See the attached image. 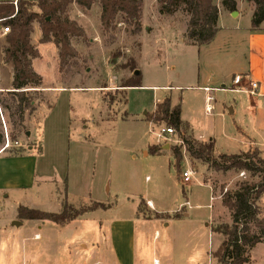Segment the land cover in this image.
<instances>
[{
    "label": "rangeland",
    "instance_id": "rangeland-1",
    "mask_svg": "<svg viewBox=\"0 0 264 264\" xmlns=\"http://www.w3.org/2000/svg\"><path fill=\"white\" fill-rule=\"evenodd\" d=\"M180 13L161 14L157 0H143L139 32L122 22L104 31L98 2L89 9L72 4L68 16L82 27L84 36L71 37L76 56L61 69L55 44L40 43L41 31L39 37L37 29L32 31L31 42L39 56L31 65L42 82L39 88H28L35 90L34 109L25 113L22 131L13 128L7 110L0 107L4 135L0 149L5 134L9 141V147L0 152V177L26 186L37 162V181L43 193L6 190L9 197H0V264H109L105 261L107 249L116 259L119 253L128 260L135 255L133 264H152L154 258L163 264V252H172L177 264H220L214 252L222 236L213 228L231 223L222 198L242 182L260 181L262 173L214 172L209 167L206 171V164L194 161L185 150L181 137L189 138V133L176 131L170 140L158 137L149 132L151 126L157 130L169 125L148 122L145 115L169 96L171 105H179L182 117L191 122L195 136L215 139L216 153L236 154L251 144L264 158V131L254 125L249 98L240 92L224 89L215 93L213 109L206 112L199 85L211 75L216 80L229 70L223 63L208 61L209 49L200 50L185 41L184 30L179 28L185 19ZM34 25L40 30L38 23ZM5 45L0 29L2 97L8 96L6 91L11 88L12 65L3 60ZM234 47L240 49L237 43ZM234 50L229 49L228 55ZM131 60L140 72V87L120 86L135 76L126 65L132 64ZM87 87L97 89H84ZM226 105L236 106V112L229 114ZM151 146L158 147L157 153L145 156L142 151ZM177 146L182 155L180 172L173 157ZM257 148L246 152L252 154ZM31 152L36 156L26 157ZM187 168L194 169V174L184 183L181 173ZM205 183L213 188L215 200H210ZM148 198L155 202L156 210L163 211V219H171L168 227L156 218L127 221L136 204L142 217L154 216V211L147 209ZM187 200L191 209L184 204ZM65 201L76 208L103 202L105 208L85 213L62 230L51 221H27L19 228L13 225L20 220L18 205L59 212ZM182 203L189 219L176 216ZM256 206L257 217L264 222V193ZM110 224L114 236L109 234ZM251 226L253 232L261 231L255 223ZM155 230L159 234L154 237ZM35 232L41 234L40 240L32 238ZM106 234L111 238L109 244H98L100 237L108 238ZM248 256V264H264V244H256Z\"/></svg>",
    "mask_w": 264,
    "mask_h": 264
},
{
    "label": "trees",
    "instance_id": "trees-1",
    "mask_svg": "<svg viewBox=\"0 0 264 264\" xmlns=\"http://www.w3.org/2000/svg\"><path fill=\"white\" fill-rule=\"evenodd\" d=\"M254 5L251 17V28L257 30L264 22V0H246ZM98 2L100 5V23L104 31L114 29L116 23L122 22L134 26V33L140 31L143 0H0V29L8 27L4 35L3 60L10 62L13 69L11 88L6 97L0 94V107L7 110L8 119L13 128L24 129L25 113L34 109L32 91L28 88H39L42 78L32 68V59L39 56L37 48L31 42L33 23L40 27V43L52 41L58 48L60 69L76 56L71 45V37H83L84 31L68 16L72 4L82 9H89ZM159 12L172 15L182 12L187 16L185 37L187 41L197 47L210 43L217 31L219 7L214 0H157ZM220 6L227 11L236 10V0H221ZM36 8L38 11H36ZM127 64L134 70V78L123 82L122 87H140V72L133 63ZM148 122H164L181 132L187 126L181 119L179 105H171L169 96H164L155 105V110L146 114ZM14 138L13 132L10 133ZM185 150L192 159L200 160L216 171L230 169L246 170L250 173H262L260 181L255 183L242 182L237 190L224 194L222 205L230 211L231 223L217 224L213 231L222 236V241L214 252V257L220 264H248V251L256 244H264V222L257 217V199L264 193V159L258 156V151L240 154H219L212 156L214 141H197L193 138L181 137ZM4 135L0 131V143ZM149 153L155 154L157 146H151ZM174 165L178 172L181 170L182 155L180 147L173 150ZM97 208H105L101 202H92L88 206L73 207L63 203L59 212H47L23 205L17 206V216L20 220L51 221L63 225L86 212ZM164 213L154 212L155 217H162ZM252 223L260 228L255 233Z\"/></svg>",
    "mask_w": 264,
    "mask_h": 264
},
{
    "label": "crops",
    "instance_id": "crops-1",
    "mask_svg": "<svg viewBox=\"0 0 264 264\" xmlns=\"http://www.w3.org/2000/svg\"><path fill=\"white\" fill-rule=\"evenodd\" d=\"M11 1L15 2L16 0H11ZM32 1H37V0H32ZM220 1L221 0H214L215 4L219 7V14H218V19H217V31L215 33L213 40L208 44H204L199 47L197 46L196 47L199 48L200 50L202 48L209 49L210 55L209 57H207L208 61L210 62L213 61L215 63H218L219 65H222L223 63L224 67L228 68L229 73L226 75L220 74L216 80H212V75H211L210 78L208 77L205 81H203L201 86L199 85V87L203 91L204 105H206V93L214 97L215 93L219 91H223L224 89H230V91L233 93L240 92V93L246 94L249 98L248 100L250 104L249 111L252 114L253 123L254 125L256 124V126H258L260 130L264 131V22L262 23L261 28L257 30H254L251 28V17H252L253 10H254V5L251 2H247L246 0H236V10L227 11L220 6ZM175 14H177V12ZM181 15L184 17L185 20H184L183 25H181L182 27H179V28H182L184 30L183 34L185 35L186 28H187V16L184 13H182ZM36 23H33V31L37 29L38 37H39L40 30L38 29L37 26L34 25ZM185 41L188 42L186 38H185ZM235 43L240 45V49L239 50L237 49V51L234 50ZM229 49L234 50L232 51V53H230L232 55H228ZM12 75H13V69L11 70L9 84H11ZM235 75H243L244 78L238 84H234L233 78ZM248 79H252L258 82V89H257L256 94L251 95L245 91H242V90L237 91L234 89L236 87L246 88L248 85L247 84ZM205 88L209 89L208 92H206ZM54 89H58V88H54ZM60 89L62 90L63 88H60ZM68 89L76 90V89H83V88L69 87ZM84 89H94L95 90L97 88L87 87ZM214 102H215V99H214ZM226 109L228 110L229 114L236 112V106H233V105H226ZM181 119L187 126L185 129H182L181 132L184 131L183 133H189L191 135L190 138H193L200 142L212 140L214 141V148H215V139H213L212 137L204 136V135H197V136L194 135L191 122L188 119H184L182 117V111H181ZM251 147L257 148L250 144L246 150H243L241 152H246ZM257 151L258 153L260 152L261 154V151L258 148H257ZM241 152L236 153V154H240ZM142 153L145 156H147L148 154H151L147 150V147L142 151ZM35 154L36 153L31 152V153H28L27 156L26 155L25 156L28 158H33L32 156H34ZM214 154L218 156L219 154H226V153H216L213 150L212 156L216 157L214 156ZM19 156H23V155H19ZM262 159L264 158L262 157ZM193 160L196 161L197 159H193ZM203 164H206V163H203ZM36 165H37V162L34 163L33 172H32L33 175L29 178V181L26 186L23 184H18V183L11 184L9 183V181L5 180V177H0V197L2 198L9 197V194L6 193V190H19V189H27L29 192L35 191V192H38V195H41L43 193L41 190L43 189V187L40 184V182L38 183L37 181V173H36L37 166ZM205 166H206V171H209L208 169L210 167L208 166V164H206ZM215 171L216 170H214V172ZM20 178L21 177H19L18 179ZM44 181H46V179ZM47 181H50V180L47 179ZM205 184L209 186L211 195H213V188L211 187V185L209 183H205ZM56 191L58 190L56 189ZM64 198L65 199L67 198V193H65ZM57 200H62V197L60 198L58 197ZM94 202H97V201H94ZM145 202L147 203V209L153 210L154 212H157V213H163V211L156 210L155 202L152 199L148 198L145 200ZM183 203L181 205H183ZM112 204L113 203L111 202V205ZM184 207L185 206L183 205L182 208L176 209V213H177L176 216H178V218L182 217V218L189 219L188 217L190 214L187 210L184 209ZM134 208L135 209L131 208L130 215L128 216L129 220H127L128 222L137 221V220L148 221V220H151L152 218H156V219L164 220L165 222H163V225H165L166 227L169 226V223L171 221L170 218L163 219V217H155V216L145 218V217H142L139 213H137V204L136 206H134ZM191 208L192 207H190L189 209ZM210 208H212V206H210ZM83 215H85V213ZM81 216H79L78 218H80ZM78 218L68 223H65L63 225L57 224L59 225L58 230H62L65 227H69L68 225L70 223H74L75 221H77ZM27 221H36L38 223V221H42V220H26V219L18 220V221H14L13 225L16 228H19L23 226ZM101 225H103V223H101ZM37 226L38 228H41L40 225L37 224ZM108 226H109V234L114 236L113 230L111 233V224ZM157 234H159V231L155 230L154 237ZM32 238H34V240H40L41 234L39 232H35ZM100 238L101 239L98 242V244H101V245L102 244L105 245L106 242H108L109 244L110 239H111L110 235L108 236V238L106 237L104 238L100 237ZM109 255L110 254L108 253V249H107L105 261L109 264H115V263L133 264L131 263V260L133 258H130L129 260L124 259L121 253H119V256H117V259L114 257V255L112 257H110ZM160 257H161L160 258L161 262H163V264H177L175 262V257L172 252H163L160 255ZM134 259H135V255H134ZM134 259H133V262H134ZM137 264H143V263L140 262ZM152 264H160V260L158 258H154Z\"/></svg>",
    "mask_w": 264,
    "mask_h": 264
},
{
    "label": "built area",
    "instance_id": "built-area-1",
    "mask_svg": "<svg viewBox=\"0 0 264 264\" xmlns=\"http://www.w3.org/2000/svg\"><path fill=\"white\" fill-rule=\"evenodd\" d=\"M14 5H16V1L14 2ZM2 33L5 35L8 31L9 28L8 27H2L1 28ZM244 78L243 75H235L233 78V82L234 84H238L242 79ZM247 87L243 88V87H236L234 88L237 91H245L248 94L254 95L257 93V89H258V82L252 79H248L247 81ZM206 92H208V88H205ZM214 101V97L208 93H206V105H205V109L207 112H210L213 109V104L212 102ZM153 127L151 126L149 132L155 134L158 137H161L163 139H167L170 140L172 136L175 135L176 130L171 127V126H161L159 129L157 130H153ZM8 135L5 134V143L4 145L1 147L0 152H3L5 149H7L9 147V141H8ZM194 174V169L192 168H187L186 170L182 171L181 173V178L182 181L184 183H189L191 181V178L193 177ZM210 200H215V197L213 195L210 196ZM185 205L190 206L189 201H185L184 203ZM211 205L209 204V207ZM191 207V206H190ZM211 264V262H210Z\"/></svg>",
    "mask_w": 264,
    "mask_h": 264
},
{
    "label": "water",
    "instance_id": "water-1",
    "mask_svg": "<svg viewBox=\"0 0 264 264\" xmlns=\"http://www.w3.org/2000/svg\"><path fill=\"white\" fill-rule=\"evenodd\" d=\"M18 223V222H17Z\"/></svg>",
    "mask_w": 264,
    "mask_h": 264
}]
</instances>
